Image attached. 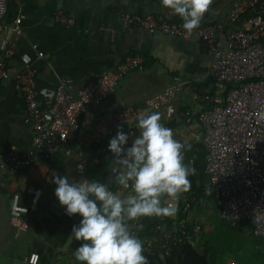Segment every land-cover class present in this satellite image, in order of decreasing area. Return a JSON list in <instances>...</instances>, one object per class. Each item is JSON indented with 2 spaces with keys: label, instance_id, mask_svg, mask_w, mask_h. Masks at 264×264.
<instances>
[{
  "label": "built area",
  "instance_id": "built-area-1",
  "mask_svg": "<svg viewBox=\"0 0 264 264\" xmlns=\"http://www.w3.org/2000/svg\"><path fill=\"white\" fill-rule=\"evenodd\" d=\"M22 3L23 0H0V35L9 7L15 6L17 10L9 36L0 40V83L3 84L11 79L8 64L14 57V38L22 33L25 18ZM54 21L69 28L76 23L63 11L55 14ZM122 21L126 29L137 28L181 39L197 37L211 56L207 79L222 93L212 95L196 82L176 79L173 86L148 97L144 104L106 114L103 104L114 96L124 77L143 70L145 60L141 55L126 56L114 69L103 70L82 86L75 87L71 79L63 78L43 103L36 91L37 72L27 65L15 81L26 105L25 122L33 131L30 152L23 155L10 151L0 155V187L9 209L10 225L21 233L29 228L28 220L20 212L18 178L36 159L59 153L81 157L82 152L69 139L80 128H87L94 144L91 164L115 162L108 145L118 126L129 134L125 147H131L132 139L139 134L136 116L147 109L162 113L168 121L196 126L202 131L206 195L213 198L227 222L250 226L253 236L264 240V0H234L225 17L202 24L192 33L186 32L183 24L168 22L154 14L126 13ZM33 48L38 58H45L37 44ZM187 163L192 167L193 159ZM180 196L185 198V216H176L179 198L169 201V206L176 209L175 215L142 217L131 222L134 234L144 244L143 254L158 251L165 259L178 253L187 242L193 245L201 242L203 226L190 211L197 199L191 187ZM39 197L36 190L27 194L31 203ZM2 208L4 203H0V212ZM23 262L39 264V256L31 253Z\"/></svg>",
  "mask_w": 264,
  "mask_h": 264
},
{
  "label": "crops",
  "instance_id": "crops-1",
  "mask_svg": "<svg viewBox=\"0 0 264 264\" xmlns=\"http://www.w3.org/2000/svg\"><path fill=\"white\" fill-rule=\"evenodd\" d=\"M21 9L25 18L21 35L14 38V57L8 64L11 79L6 84L0 83V155L10 151L23 155L30 152L33 131L25 122L26 105L15 81L27 65L37 72L36 91L43 103L63 78L71 79L75 87L82 86L103 70L114 69L126 56L144 55L143 70L126 75L114 96L103 104L106 114L142 105L148 97L173 86L176 79L196 82L212 95L222 93L207 79L211 56L197 37L181 39L125 28L122 18L126 13L154 14L168 22L183 24L179 16L163 7L161 0H132L130 4L123 0H23ZM58 11L73 17L75 25L69 28L55 23ZM225 14L211 6L200 25ZM16 16L15 6H10L0 40L9 36ZM34 44L45 58H38ZM174 107L177 109L178 104ZM161 122L174 131L177 140L191 145V150L186 151L188 155L196 152L194 146L201 142L202 136L199 128L168 121L163 114ZM69 140L82 152L81 157L59 153L36 159L18 178L19 207L29 223L27 232L21 233L10 225L9 209L0 187V203H4L0 212V264L23 261L31 253L39 256V264H82L73 255L82 242L70 236L82 217L66 214V208L55 195L57 185L51 181L54 173L61 177L69 175L77 182L114 179L110 167L115 162L106 163V168L91 164L94 144L87 128H80ZM110 187L128 191L115 184ZM35 190L40 197L31 203L27 194Z\"/></svg>",
  "mask_w": 264,
  "mask_h": 264
},
{
  "label": "clouds",
  "instance_id": "clouds-1",
  "mask_svg": "<svg viewBox=\"0 0 264 264\" xmlns=\"http://www.w3.org/2000/svg\"><path fill=\"white\" fill-rule=\"evenodd\" d=\"M161 4L179 16L186 32L192 33L213 0H161ZM161 121L159 112H139L135 125L139 134L131 147H125L129 134L118 126L108 145L115 161L110 167L114 179L77 182L69 175L54 173L51 182L57 185L55 195L66 214L82 217L70 235L82 242L73 253L82 264H149L131 222L173 215L176 209L169 201L187 192L189 177L196 174V169L185 163V152L191 145L177 140L174 131ZM111 184L128 191L113 190Z\"/></svg>",
  "mask_w": 264,
  "mask_h": 264
},
{
  "label": "trees",
  "instance_id": "trees-1",
  "mask_svg": "<svg viewBox=\"0 0 264 264\" xmlns=\"http://www.w3.org/2000/svg\"><path fill=\"white\" fill-rule=\"evenodd\" d=\"M134 54L136 53L130 55ZM141 56L145 60V56ZM194 149H196V152L189 153V155L185 157L186 163L189 159H193L192 167L196 169V174L189 177L191 181V192L197 199V201L192 204L190 211L196 208V210L199 212L202 206L210 205L211 209H214L215 213L217 214L216 218H214L211 224V230L201 235V251H199V249H197L192 243L187 242L178 253H173L165 259L161 257L158 251L151 255L144 254L147 257L149 264H215V261L219 256L218 251L221 248H231L236 242L234 241V238L240 239L237 233L235 234L231 232L235 225L230 224L222 217L216 202H214L213 198L206 195L207 180L204 175L206 152L203 148L202 142L195 145ZM100 166L106 168V163ZM179 198L180 201L176 211V216L183 217L185 216L183 213V204L185 198L183 196H180ZM248 227L250 228V226ZM250 233L252 234L251 228ZM252 237L255 239L257 246L262 248V250H260V257L264 262V240L255 238L253 234Z\"/></svg>",
  "mask_w": 264,
  "mask_h": 264
},
{
  "label": "rangeland",
  "instance_id": "rangeland-1",
  "mask_svg": "<svg viewBox=\"0 0 264 264\" xmlns=\"http://www.w3.org/2000/svg\"><path fill=\"white\" fill-rule=\"evenodd\" d=\"M234 0H215L211 5L216 10H219L223 15L229 10ZM210 6V7H211ZM175 215V214H173ZM192 217L203 226V233L211 230V224L216 218L214 209H211L210 205L202 206L199 212L194 208L191 212ZM233 233H237L240 239L234 238V245L231 248H221L218 253L215 264H229L231 261H235L236 264H264L260 257L261 247L257 246L255 239L250 233V228L245 225L234 226ZM242 238V240H241ZM202 242V240H201ZM195 244L199 251L202 250V243Z\"/></svg>",
  "mask_w": 264,
  "mask_h": 264
},
{
  "label": "water",
  "instance_id": "water-1",
  "mask_svg": "<svg viewBox=\"0 0 264 264\" xmlns=\"http://www.w3.org/2000/svg\"><path fill=\"white\" fill-rule=\"evenodd\" d=\"M11 264H26V263H24V262L21 261V260H14V261H12Z\"/></svg>",
  "mask_w": 264,
  "mask_h": 264
}]
</instances>
